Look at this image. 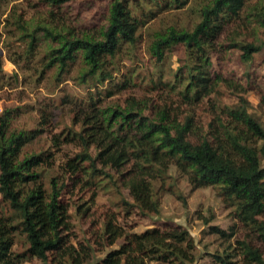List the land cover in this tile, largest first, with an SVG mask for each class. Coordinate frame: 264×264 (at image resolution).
I'll return each instance as SVG.
<instances>
[{"label":"trees","instance_id":"1","mask_svg":"<svg viewBox=\"0 0 264 264\" xmlns=\"http://www.w3.org/2000/svg\"><path fill=\"white\" fill-rule=\"evenodd\" d=\"M11 1L0 0V16ZM26 1L30 14L15 10L7 29L23 44L22 84L70 82L87 97L39 102L33 130L11 125L34 107H2L0 264H194L184 227L137 233L129 222L134 211L158 213L171 169L215 189L242 228L235 238L234 226L210 227L227 243L216 263L264 264V126L243 97L253 91L264 106V91L254 72L226 68L235 52L246 64L263 50L264 0H106L88 26L68 13L71 0ZM174 52L182 57L165 78ZM142 68L148 79L134 75ZM222 89L235 107L222 104ZM58 109L65 120L55 121ZM44 133L45 148L25 150ZM42 169L53 174L44 180ZM105 190L130 202L99 203Z\"/></svg>","mask_w":264,"mask_h":264},{"label":"rangeland","instance_id":"2","mask_svg":"<svg viewBox=\"0 0 264 264\" xmlns=\"http://www.w3.org/2000/svg\"><path fill=\"white\" fill-rule=\"evenodd\" d=\"M36 2L37 0H31ZM32 4V3H31ZM106 0H71L68 3V13L70 16L77 18V23L83 26L93 25L97 22L99 15L103 12ZM26 10L29 12L28 1L13 0L7 4L0 16V112L3 106L13 107H34V111H27L21 117L19 123L13 121L11 128L20 125L26 129L33 130L36 127L37 108L39 102H47L52 106L58 107L59 99L64 95H69L77 99H86L87 92L73 83L67 82L61 84L58 88H53L48 82L42 81L36 83L34 79L22 84L23 80L28 81V75L22 66L27 65L20 59L18 54L23 49V44L16 43L7 36L8 26L12 22V13L16 11ZM42 10V9H40ZM143 54L142 65L147 64L148 60ZM181 52H174L170 58L163 75L167 78L170 70L176 69L178 59L182 57ZM238 53H233L226 58V68L235 71L237 75L241 73L254 72L258 78V83L264 91V48L258 54L253 56L252 62L244 64L238 57ZM8 58H17L18 64H14ZM129 64V62H126ZM148 68V67H147ZM148 69H136L134 75L139 78L148 79ZM19 78V83L13 81V77ZM18 80V79H17ZM137 82V77L134 80ZM222 104L235 107L238 98L231 96L222 89ZM244 99L248 102L249 114L262 126H264V106L261 105L260 96L247 90ZM55 121H60V116L66 119V115L60 114V110H54ZM63 125H60L62 128ZM57 132V131H56ZM45 133L38 135L34 140L25 146L26 151L39 152L45 148ZM59 155H62L60 153ZM261 165L264 167V159H261ZM53 174L52 169H42V178L47 180ZM159 203L158 213L142 214L135 211L129 216V222L132 224L133 232H142L153 227H160L163 223L169 222L184 227L194 240L197 259L194 264H217L213 255L217 251H223L227 243L223 239H219L216 235L210 233V227L214 226L222 230H228L234 226L235 238H241L242 228L233 219L232 209L227 208L216 190L212 188H193L180 176L171 169L165 179L164 186L159 188L156 193ZM121 199L130 202L124 190H109L99 194L97 201L108 205H121ZM121 208V207H120ZM120 208H115L119 210ZM23 246L16 242L14 250H21ZM115 248L112 247V249Z\"/></svg>","mask_w":264,"mask_h":264}]
</instances>
